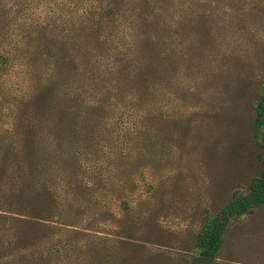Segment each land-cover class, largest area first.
Wrapping results in <instances>:
<instances>
[{
    "label": "trees",
    "instance_id": "trees-1",
    "mask_svg": "<svg viewBox=\"0 0 264 264\" xmlns=\"http://www.w3.org/2000/svg\"><path fill=\"white\" fill-rule=\"evenodd\" d=\"M12 2L0 0V264H215L229 222L264 205V82L231 142L261 168L219 212L205 210L183 259L164 254L173 203L152 186L136 205L126 193L196 130L171 105L202 96L200 84L220 90L236 32L250 34L246 10L237 0H55L30 22ZM20 56L26 89L8 73ZM246 125L257 151L243 144Z\"/></svg>",
    "mask_w": 264,
    "mask_h": 264
},
{
    "label": "rangeland",
    "instance_id": "rangeland-1",
    "mask_svg": "<svg viewBox=\"0 0 264 264\" xmlns=\"http://www.w3.org/2000/svg\"><path fill=\"white\" fill-rule=\"evenodd\" d=\"M12 1L30 22L45 21L55 9V0ZM222 5L224 12L228 13L230 5ZM237 5L246 10L250 34L236 32L237 36H234L237 43L232 47L234 50L230 48L233 53L228 64L231 68L235 67L234 72L223 76L220 90L218 87L215 92L200 84L202 96L195 95L186 102L176 100L171 105V114L177 116L180 111L185 112L193 122L192 130H196L184 141L172 143L169 156L161 158L155 167L143 170L137 177V189L126 193L131 205L149 201L152 199L151 192L156 198L159 195L166 203H173L170 211L165 213L163 224L167 228L164 254L174 261L186 256L187 253L179 248L182 245L189 248L192 233L205 210L212 214L219 212L231 193L238 188L245 190L250 177L257 175L261 168L259 161L245 158L247 149L244 152L237 147V142L233 146L231 142L241 129L237 117L246 119L249 124L253 109L247 108L246 111V104L253 96L254 86L264 82V0H237ZM235 51L240 52L244 59L236 58ZM22 62L21 56L15 58L13 64L16 66L9 68L8 73L18 87L26 89L28 81L24 69L17 66ZM239 84L250 85L248 93L239 97L234 94L235 99L229 101L226 92ZM205 90L211 93L207 94ZM186 104L189 107L185 111ZM247 125L242 129L243 144L249 151L252 147L257 151L255 145L251 147ZM193 137L194 140L191 139ZM109 206L116 215L120 214L115 199L110 201ZM215 264H264V205L253 214L229 222Z\"/></svg>",
    "mask_w": 264,
    "mask_h": 264
}]
</instances>
